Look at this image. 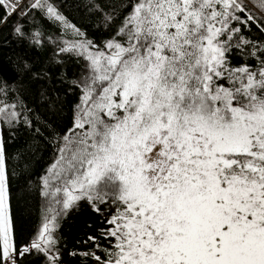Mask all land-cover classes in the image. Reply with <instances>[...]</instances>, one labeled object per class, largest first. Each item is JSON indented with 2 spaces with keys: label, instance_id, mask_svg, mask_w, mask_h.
<instances>
[{
  "label": "snow or ice",
  "instance_id": "obj_1",
  "mask_svg": "<svg viewBox=\"0 0 264 264\" xmlns=\"http://www.w3.org/2000/svg\"><path fill=\"white\" fill-rule=\"evenodd\" d=\"M87 7L110 32L100 42L55 0H0V34L51 49L47 68L20 58L21 73L57 68L78 95L61 130L0 80V124L56 150L37 183L32 146L11 155L0 127V264H65L60 221L85 204L99 227L69 253L81 264H264V0ZM36 12L60 33L46 37ZM40 95L63 112L66 100ZM32 192L41 222L24 239Z\"/></svg>",
  "mask_w": 264,
  "mask_h": 264
},
{
  "label": "trees",
  "instance_id": "obj_2",
  "mask_svg": "<svg viewBox=\"0 0 264 264\" xmlns=\"http://www.w3.org/2000/svg\"><path fill=\"white\" fill-rule=\"evenodd\" d=\"M60 10L68 20L87 33L88 38L100 42L110 35V32L102 27L98 14L90 11L87 7L88 0H55ZM38 22L45 31V36L53 38L60 33V29L53 23L44 19L39 12H36ZM2 37H7L4 46L0 49V80L6 81L10 89L9 102L22 100L23 103L33 110V114L41 120L49 121L53 126L64 129L71 116L70 108L78 101V95L69 92L65 95L66 84H61L57 79L59 69L52 68L48 76L42 79H33L30 75H23L18 63L20 58L35 63V70L42 71L47 68V60L51 49L48 51H37L25 47H20L9 36V29L5 28ZM74 70V68L72 69ZM41 92H46L49 96L59 95L61 101L67 102L63 105V112L54 113L48 105L41 99ZM60 103L57 102V109ZM3 128L4 136L8 144V152L15 156L19 151H27L28 146H32L35 153L31 163V171L34 173L33 181L39 182V177L52 163L56 154L55 148L48 143L40 142L39 150H36L30 134L20 126L9 130L6 125L0 124ZM44 201L37 192L28 195L26 202L20 205L23 216V225L27 239L40 225L41 209ZM99 227V218L85 204L79 209L72 210L60 221L59 234L62 236L64 245L65 264H81V258L69 255L72 251L82 252L87 250L88 245L84 244L89 235H94Z\"/></svg>",
  "mask_w": 264,
  "mask_h": 264
}]
</instances>
